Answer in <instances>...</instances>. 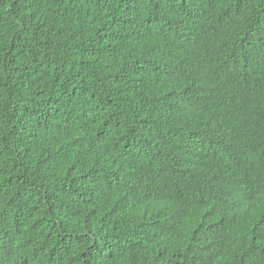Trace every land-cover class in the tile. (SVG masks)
<instances>
[{
  "label": "trees",
  "instance_id": "1",
  "mask_svg": "<svg viewBox=\"0 0 264 264\" xmlns=\"http://www.w3.org/2000/svg\"><path fill=\"white\" fill-rule=\"evenodd\" d=\"M0 264H264V0H0Z\"/></svg>",
  "mask_w": 264,
  "mask_h": 264
}]
</instances>
